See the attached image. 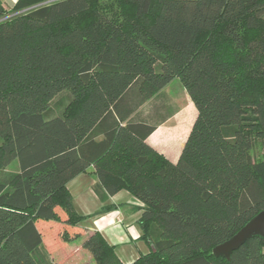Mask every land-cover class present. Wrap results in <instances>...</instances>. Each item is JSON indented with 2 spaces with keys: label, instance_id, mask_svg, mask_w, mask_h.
Instances as JSON below:
<instances>
[{
  "label": "trees",
  "instance_id": "trees-1",
  "mask_svg": "<svg viewBox=\"0 0 264 264\" xmlns=\"http://www.w3.org/2000/svg\"><path fill=\"white\" fill-rule=\"evenodd\" d=\"M174 79L195 117L171 162L147 140ZM13 164L0 264H54L58 240L81 236L94 215L74 209L79 174L95 176L99 213L120 190L139 202L148 249L130 264H264L259 236L212 255L264 211V0H0V170ZM81 246L123 264L99 231Z\"/></svg>",
  "mask_w": 264,
  "mask_h": 264
},
{
  "label": "rangeland",
  "instance_id": "rangeland-1",
  "mask_svg": "<svg viewBox=\"0 0 264 264\" xmlns=\"http://www.w3.org/2000/svg\"><path fill=\"white\" fill-rule=\"evenodd\" d=\"M156 97L157 100L154 102V104L160 108V111H162L164 115L168 116V120L153 133V136L150 137L148 142L153 146L158 154L162 155L171 162H175L191 129L195 117V108L188 93L178 79H174L167 86H165ZM259 153V149L256 148L255 154L258 155ZM14 170L15 165L13 164L10 167L0 170V175L8 174L10 171ZM128 197H130L134 203H137L135 202L136 200L132 198L125 190L118 191L116 200L118 202H124ZM125 207V205L122 206L120 217H118L119 220H116V224L108 223V227L110 228L112 235H107L108 233L104 232L103 237L109 244L118 246V249L115 251L117 257L121 262L128 263L131 259L130 255L134 248L129 246L121 247V245H119V241H130L132 237H135V233L141 236V230L138 225L139 213H133L130 215L128 214V211L125 210ZM77 208V210H81L79 207ZM81 208L82 212L84 213H91L99 210L97 209V206L94 209L89 201H86L85 207ZM99 219L100 218L98 217L88 218L86 221H84V223H82L81 226L84 227L85 230L88 229V231H93L94 228L98 226V224H102V221H99ZM43 223L45 222L38 221L37 226L42 228ZM49 224L52 228L51 233L55 235V232H58L60 223L50 222ZM105 224L107 225V223ZM47 228L48 227H46V229ZM66 229L70 233H73L74 228L68 226ZM47 230L45 231L47 232ZM43 235L45 236V233H43ZM82 235L83 238L79 237L72 240H66L65 242L58 240L60 246H54L50 253L54 264H92V262H94L91 254L81 246L83 239L87 236L84 234V231L82 232L81 236ZM147 249L148 248L145 245L144 252H146Z\"/></svg>",
  "mask_w": 264,
  "mask_h": 264
},
{
  "label": "crops",
  "instance_id": "crops-1",
  "mask_svg": "<svg viewBox=\"0 0 264 264\" xmlns=\"http://www.w3.org/2000/svg\"><path fill=\"white\" fill-rule=\"evenodd\" d=\"M1 1L3 3H5L8 7H12L16 4V2L18 0H1ZM167 120L164 123H166ZM163 124H161V125H163ZM161 125L159 127H161ZM153 133L149 136L148 140L150 139V137L153 136ZM88 171H89V173L92 172L93 168H89ZM95 183H96V178L93 174H79L76 177H74L72 180H70L67 184V188L72 195L73 206H74L75 211L77 213H79L80 215H94L93 216L94 218L98 217V218H100L99 221H102V224H100V225L98 224V226L96 228H94L93 231H99L102 235L104 232H107L108 233L107 235H112V232H111L110 228L108 227V223H113V224L117 223L116 220H119L118 217H120V211L122 210L123 205L126 206L125 210L128 211V214L131 215L133 213H139L138 215L140 216V211L138 210V206L140 204L138 201H135L137 203H134V201H132V199L130 197H128L126 201H124V202L119 201L118 202L116 200L117 194H115L112 197H109L105 203L106 205H114V208L109 210V211H106L104 213H99L100 209L102 208V206H104V204L98 200V198L95 196V194L92 191V187ZM86 201H89L92 204L94 209L97 206L98 207L97 209H99V210H97L96 212H91V213L82 212L81 207H85ZM77 203H79V204H77ZM77 207H79V209H81V210H77L78 209ZM139 216H138V218H139ZM113 219H114V221H113ZM105 223H107V225ZM93 231L92 230L88 231V229H86L84 231V234L88 235V234L92 233ZM134 235H135V237H132V239L130 241H125V240L119 241V243H120L119 245H121V247L129 246V247L134 248L133 252H131V255H130L131 259L129 260V262L128 263L122 262L123 264H125V263L130 264L139 256V254L145 253L144 252L145 245H144V242H142L139 239L140 235H138L137 233H135ZM80 237L83 238V235ZM136 241H139V242H136ZM116 249H118V246H116ZM92 264H95V263L92 262Z\"/></svg>",
  "mask_w": 264,
  "mask_h": 264
},
{
  "label": "water",
  "instance_id": "water-1",
  "mask_svg": "<svg viewBox=\"0 0 264 264\" xmlns=\"http://www.w3.org/2000/svg\"><path fill=\"white\" fill-rule=\"evenodd\" d=\"M53 1V0H48ZM264 238V211L252 217L238 232L223 243L212 249V255L216 258L230 259L233 251L240 248L253 237Z\"/></svg>",
  "mask_w": 264,
  "mask_h": 264
}]
</instances>
